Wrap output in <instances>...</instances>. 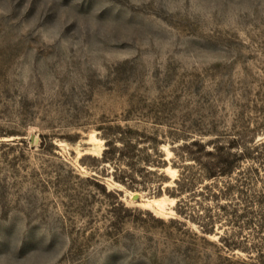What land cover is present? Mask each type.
Here are the masks:
<instances>
[{"label": "rangeland", "instance_id": "rangeland-1", "mask_svg": "<svg viewBox=\"0 0 264 264\" xmlns=\"http://www.w3.org/2000/svg\"><path fill=\"white\" fill-rule=\"evenodd\" d=\"M0 264H264V0H0Z\"/></svg>", "mask_w": 264, "mask_h": 264}, {"label": "trees", "instance_id": "trees-1", "mask_svg": "<svg viewBox=\"0 0 264 264\" xmlns=\"http://www.w3.org/2000/svg\"><path fill=\"white\" fill-rule=\"evenodd\" d=\"M201 147H203V145H200ZM226 163L228 164V165H232L233 163H234V161H228V160H226ZM222 171V170H221ZM222 173H224V172H221V174ZM230 187H228V189H229ZM222 192V191H221ZM223 194H224V192H222Z\"/></svg>", "mask_w": 264, "mask_h": 264}, {"label": "water", "instance_id": "water-1", "mask_svg": "<svg viewBox=\"0 0 264 264\" xmlns=\"http://www.w3.org/2000/svg\"><path fill=\"white\" fill-rule=\"evenodd\" d=\"M134 198L137 199L138 198V195L134 196Z\"/></svg>", "mask_w": 264, "mask_h": 264}]
</instances>
